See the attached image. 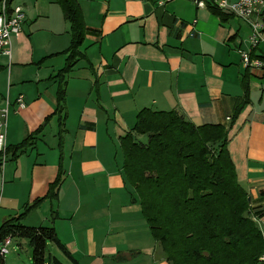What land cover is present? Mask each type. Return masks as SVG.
I'll list each match as a JSON object with an SVG mask.
<instances>
[{
  "label": "crops",
  "instance_id": "obj_1",
  "mask_svg": "<svg viewBox=\"0 0 264 264\" xmlns=\"http://www.w3.org/2000/svg\"><path fill=\"white\" fill-rule=\"evenodd\" d=\"M76 1L88 31L65 75L60 112L57 72L68 56L69 24L56 0H14L25 19L11 35L10 57L0 54L6 145L42 128L24 153L0 166V225L46 196L62 171L56 197H44L22 218L27 226H52L76 262L54 244L57 260L169 264L132 201L119 140L143 107L177 110L195 125L220 124L237 180L253 205L264 203V67L250 71L240 55L264 59V42L249 45L248 22L232 15L221 21L210 5L191 0ZM256 225L264 239V225ZM12 239L20 245L23 238L7 247Z\"/></svg>",
  "mask_w": 264,
  "mask_h": 264
},
{
  "label": "trees",
  "instance_id": "obj_2",
  "mask_svg": "<svg viewBox=\"0 0 264 264\" xmlns=\"http://www.w3.org/2000/svg\"><path fill=\"white\" fill-rule=\"evenodd\" d=\"M56 1L70 33L68 56L64 67L57 72L60 78L57 110L61 112L65 75L81 57L79 46L88 30L78 1ZM209 8L221 21L232 15L215 6ZM261 60L264 61L263 57ZM246 96L238 106L247 101ZM134 121L132 131L119 140L123 176L132 186V201L139 202L164 259L169 264H181L183 257L191 259L188 264H264L260 259L264 239L253 220V217L264 218V203L253 205L252 200L248 201L250 194L237 180L227 150V129L220 124L195 125L177 110L155 111L146 107L137 112ZM133 133L145 137L140 139ZM34 134L22 138L15 146H7V155L15 157L24 153L31 146ZM61 180L62 171H59L44 197L55 198ZM259 196L264 198V189L259 191ZM44 197L3 221L0 244L6 237L23 238L31 247V264H62L52 255L46 257L45 246L51 242L73 259L55 229L22 223V218ZM173 217L178 219L176 223ZM173 228L176 237L172 235ZM0 264H7L2 257Z\"/></svg>",
  "mask_w": 264,
  "mask_h": 264
},
{
  "label": "built area",
  "instance_id": "obj_3",
  "mask_svg": "<svg viewBox=\"0 0 264 264\" xmlns=\"http://www.w3.org/2000/svg\"><path fill=\"white\" fill-rule=\"evenodd\" d=\"M168 1V0H167ZM196 7L202 8L208 5L215 6L220 10L232 14L238 19L249 23L251 32L248 36L249 45L255 47L259 42H264V0H191ZM162 3V2H160ZM25 19V13L21 4L14 0H0V54L11 55V35L20 32ZM243 65L250 69L263 68L264 61L258 58H251L248 51L240 50ZM22 96H18L17 102L23 105ZM7 100L0 107V166L7 160L6 153V126L8 114ZM229 119V118H228ZM258 225L264 224V218L253 217ZM10 237H6L0 244V258L8 253L7 245ZM264 261V254L260 257Z\"/></svg>",
  "mask_w": 264,
  "mask_h": 264
},
{
  "label": "rangeland",
  "instance_id": "obj_4",
  "mask_svg": "<svg viewBox=\"0 0 264 264\" xmlns=\"http://www.w3.org/2000/svg\"><path fill=\"white\" fill-rule=\"evenodd\" d=\"M144 137H145V135L141 136L140 139L141 138L144 139ZM119 148L120 147H118V152L120 154V158H122L121 157V150ZM177 220L178 219L173 217L174 223H176ZM262 225H264V224H262ZM172 231H173L172 235L174 237H176V232H174V228L172 229ZM16 241L17 240L12 239V241H11L12 243L7 247L8 253H6L4 256L5 262H7L8 264H31V261H30L31 259L29 258V256H31V247L29 246V244L27 243V241L25 239H21L20 245H18L16 243ZM45 247H46V257L48 255H52L53 257L56 255L57 257L62 259V256L58 252L57 247L53 243L48 242L47 246H45ZM185 258L184 257L182 258L183 263L181 262V264H184V263L188 264L189 262H191V259L189 257H185Z\"/></svg>",
  "mask_w": 264,
  "mask_h": 264
},
{
  "label": "water",
  "instance_id": "obj_5",
  "mask_svg": "<svg viewBox=\"0 0 264 264\" xmlns=\"http://www.w3.org/2000/svg\"><path fill=\"white\" fill-rule=\"evenodd\" d=\"M247 200H248V201H250V200H251V198H250V197H247Z\"/></svg>",
  "mask_w": 264,
  "mask_h": 264
}]
</instances>
